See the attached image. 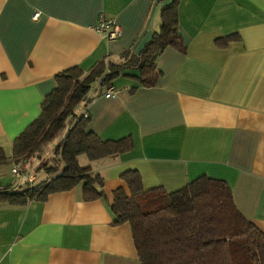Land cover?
Wrapping results in <instances>:
<instances>
[{
	"label": "crops",
	"instance_id": "1",
	"mask_svg": "<svg viewBox=\"0 0 264 264\" xmlns=\"http://www.w3.org/2000/svg\"><path fill=\"white\" fill-rule=\"evenodd\" d=\"M171 1L0 0V147L11 154L57 73L140 54ZM103 16L120 37L99 33ZM179 31L185 50H163L154 86L126 69L110 84L114 95L97 84L76 109L103 140H133L131 150L92 161L107 199H85L79 184L26 206L0 202V264H140L131 223L116 224L110 208L117 189L129 192L128 170L140 172L145 190L221 179L264 232V0H180ZM14 167L24 175L0 168V184L29 182L34 163Z\"/></svg>",
	"mask_w": 264,
	"mask_h": 264
},
{
	"label": "trees",
	"instance_id": "2",
	"mask_svg": "<svg viewBox=\"0 0 264 264\" xmlns=\"http://www.w3.org/2000/svg\"><path fill=\"white\" fill-rule=\"evenodd\" d=\"M179 4L172 0L162 8L160 28L140 54L125 52L120 62L107 57L89 71L77 65L57 73L41 114L13 140L11 154L0 147V165L10 161L26 168L37 159L48 177L18 188L0 184V202L26 206L79 184L85 199H107L103 178L91 164L82 165L80 156L92 162L119 155L133 148V140H103L88 129L89 113L77 114L76 109L90 102L93 86H110L126 69L139 70L136 79L142 86L157 83V58L163 50H185ZM123 178L129 192L117 189L110 208L116 224L131 223L140 264H264V232L239 211L225 181L204 175L169 192L145 190L137 170L126 171Z\"/></svg>",
	"mask_w": 264,
	"mask_h": 264
},
{
	"label": "built area",
	"instance_id": "3",
	"mask_svg": "<svg viewBox=\"0 0 264 264\" xmlns=\"http://www.w3.org/2000/svg\"><path fill=\"white\" fill-rule=\"evenodd\" d=\"M40 16V13L37 12L33 16L34 19H37ZM97 30L99 33H102L107 39H116L122 35V29L121 27L115 22L114 19L112 18H107L105 16L102 17L101 23L97 27ZM116 92L115 86H109L105 92L106 96H111L114 95ZM85 116H88L87 113H85ZM12 172L14 174H23L25 171H23L20 167H14L12 169ZM29 182L34 181V175L30 174L28 177Z\"/></svg>",
	"mask_w": 264,
	"mask_h": 264
},
{
	"label": "rangeland",
	"instance_id": "4",
	"mask_svg": "<svg viewBox=\"0 0 264 264\" xmlns=\"http://www.w3.org/2000/svg\"><path fill=\"white\" fill-rule=\"evenodd\" d=\"M95 86H93V88H94ZM80 161H81V164L82 165H87V164H92V165H94V163H96V162H91L89 159H88V157L86 156V155H81L80 156ZM12 165H13V162H6V163H4V164H1L0 165V168L2 169V170H5V171H8V173L7 174H9V175H12ZM38 166H39V163H38V160L36 159L35 161H34V167L32 168V174L33 175H35V176H37L38 177V179H40L41 177H43V176H48V173L47 172H45V170H43V169H38ZM20 177V176H19ZM26 184L25 183H23L21 186H25ZM19 187V184H18V181L15 183V184H13V188H18Z\"/></svg>",
	"mask_w": 264,
	"mask_h": 264
}]
</instances>
